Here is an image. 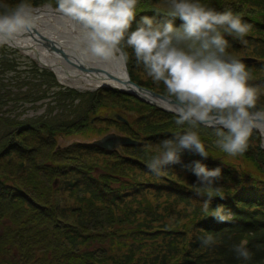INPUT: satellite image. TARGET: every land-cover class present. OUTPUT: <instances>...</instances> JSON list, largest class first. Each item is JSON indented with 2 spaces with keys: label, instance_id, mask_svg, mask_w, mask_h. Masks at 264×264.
<instances>
[{
  "label": "trees",
  "instance_id": "16d2710c",
  "mask_svg": "<svg viewBox=\"0 0 264 264\" xmlns=\"http://www.w3.org/2000/svg\"><path fill=\"white\" fill-rule=\"evenodd\" d=\"M19 2L20 0H4V3L0 4V13L6 11L3 5L9 7ZM45 2L57 6V0H30L32 6ZM199 2L217 11L234 10L235 7L234 11L237 13L239 8L241 12L238 15L242 21L251 25L247 38L257 41L264 50V0H199ZM163 3L165 7L162 6ZM168 4L169 0H139L136 20L130 31L136 29L144 16L162 24L168 18L166 16ZM180 23L179 19L175 21L177 27ZM122 44L120 48L123 53H127L126 64L131 79L166 94L164 84L154 82L147 75L144 65L136 60L133 50ZM181 47L187 50V44ZM9 54L23 56L18 50L0 44V264H98L97 252L106 245L115 244H118L117 259L121 264H139V253L131 254L134 245L131 244L130 248L125 246L120 240L124 235L121 233L117 239V233L110 229L116 222L112 214L119 208L117 195L125 189L130 190L131 199L145 201L143 204L133 201L137 203L131 210V220L137 225L135 231H146L147 225L144 223L147 221L156 222V228L165 229L176 217L185 215L189 207H192L195 218H199L206 229L219 230L227 224L218 223L213 218L218 206L232 212L229 223L236 228L248 224H264V149L260 147L259 135L255 131H252L245 153L234 157L228 156L215 143L214 127L201 124L195 128H190L188 124L177 125V115L143 103L118 89L80 93L63 88L50 70L39 67L32 59L24 68H19L15 57H9ZM255 57L257 58L255 62L244 63L246 69L252 70L255 67L264 70V53ZM131 58L133 62L130 61ZM140 72L146 75V79L140 77ZM248 83H264V78L249 79ZM86 95L92 99L91 105L81 104V98ZM31 96L35 97V102L41 100V105L58 103L63 99L73 101L76 98L78 103L55 116H35L32 113L21 120L4 117L7 110L4 107L10 102L16 104L18 99L30 101ZM122 103L132 110L147 111L135 121L138 130H134L132 124L126 121H123V125L119 124L124 134L139 140L140 143L113 151L87 143L89 149L80 147L78 151L106 153L111 156L113 162L122 161L139 168L140 172L129 179L128 188L114 187L106 179H101L106 185L98 187L87 182V189L81 193L61 192L62 185L58 186L59 182L56 181L59 177L54 175L57 167L45 165L41 160L55 146L57 133L71 132L81 124L84 125L81 122L86 121L89 113L95 112L100 106ZM258 108L259 105H256L253 111ZM139 130L144 134L138 136ZM188 130L199 134L209 156L204 158L194 152L184 151L180 163L169 165L159 174L150 171L148 161L158 153L163 141L174 139L178 134ZM232 158H240L246 164L241 165ZM197 160L209 169L217 167L221 169V178L216 182V186L224 198H213L207 211L203 209V201L206 199L204 193L207 190L197 184L196 177L191 172V166ZM95 162L83 164L82 172H86L83 168H92ZM17 163L20 166L29 165L26 169L30 176V188L26 191L16 182ZM109 164L113 169L116 168L113 163ZM176 170L181 173L174 174ZM34 173H38L39 176H35ZM143 174L154 176L150 180ZM145 184L162 185L165 188L163 202L155 208L150 201V194L142 192ZM154 188L158 190L157 187ZM148 212L151 218L145 216ZM197 213L199 217L196 216ZM138 214L144 216L139 218ZM20 215H24L21 224L15 228V233H10L12 229L6 223L5 217L16 218ZM263 239L264 232L258 237V244H262ZM190 243L194 245V251L178 259L181 263L176 260L173 264H241L237 263L240 259L238 257L233 260L221 250H208V247L214 245L206 246L203 250L202 241L194 238ZM145 245L153 252L163 248L166 253L161 259L147 254V251L140 264H167V255L182 248L172 244L163 245L158 249L151 243ZM253 246L252 242L248 244V247ZM35 248L53 251L52 260L37 261ZM121 248L129 250L122 251ZM256 251L263 258L252 255L247 261L248 264H264V249Z\"/></svg>",
  "mask_w": 264,
  "mask_h": 264
},
{
  "label": "clouds",
  "instance_id": "9594fccd",
  "mask_svg": "<svg viewBox=\"0 0 264 264\" xmlns=\"http://www.w3.org/2000/svg\"><path fill=\"white\" fill-rule=\"evenodd\" d=\"M139 0H57V10L76 21L83 29L86 44L83 54L110 59L121 44H126L144 65L154 82H162L166 94L173 99L177 125L213 126L216 145L228 156H238L248 149L253 128L264 122V111L256 109L259 93L249 85L250 73L244 63L227 53L228 41L222 33L243 39L251 25L231 10L217 11L199 0H169L162 24L147 16L135 30ZM0 13V38H14L33 27L30 0H20L14 8ZM181 21L177 27L175 21ZM187 44V50L181 45ZM125 62L127 53L123 54ZM184 151L201 157L209 156L196 131L188 130L174 139L163 141L158 153L148 161V168L159 174L169 165L180 163ZM191 172L196 182L207 191L203 209L207 211L213 198H224L216 182L219 167L209 169L194 161ZM218 223L230 222L231 213L223 206L215 209ZM204 246L215 244L209 235ZM247 241L234 246L238 258L248 261L252 254Z\"/></svg>",
  "mask_w": 264,
  "mask_h": 264
},
{
  "label": "rangeland",
  "instance_id": "374dc122",
  "mask_svg": "<svg viewBox=\"0 0 264 264\" xmlns=\"http://www.w3.org/2000/svg\"><path fill=\"white\" fill-rule=\"evenodd\" d=\"M2 3H4V0H0V4ZM162 6L165 7L164 3ZM12 7H15V5L9 6L8 9ZM237 9V13L234 11L236 10L235 7L234 10H228H231L235 15H238L241 10L239 8ZM154 23L158 24V22ZM222 34L228 41L227 53L235 59L242 60L264 53L261 45H259V43H257V41L252 38H247L246 36L243 39H238L234 37V35H229L227 33ZM19 53L23 56H19L18 54H9V57H15L17 67L19 68H24L28 63H30L31 59L36 60L31 55L25 54L22 51ZM130 61L133 62V58H131ZM248 71L250 73V79L259 80L264 78V70H259L254 67L252 70ZM140 77L146 79V75L143 72H140ZM58 82L60 84L62 83V85L64 84L69 86L67 83L61 82L60 80H58ZM249 85L256 88L259 93V98L257 100V105H259V108L257 110L264 111V83H249ZM77 89L92 90L85 92H95L98 90L95 89V87ZM31 98L32 99L30 101L18 99L16 104L13 101L10 102L6 107H4V109H7L4 113V117L21 120L29 117L32 113L35 116H55L63 112L65 109L78 103V98H76L73 101L63 99L58 103L53 102L50 105H41V100L35 102V97L31 96ZM81 104L91 105L92 99L86 95L85 97L81 98ZM146 112V109H139L138 111L132 110L131 108L124 105V103L120 105L100 106L95 112L89 113V118L86 121L81 122L84 123V125L81 124V126L71 132H58L55 138V146L53 149L49 150L46 157L42 158L41 160L45 163V165L49 164L57 167L54 175L59 177L56 178V181L59 182L58 186L62 185L60 191L63 193H81L83 190L87 189V182H91L98 187L100 185H106V182L102 181L101 179H106L114 187L128 188L129 179L140 172L139 168L132 165L129 166L122 161L113 162L111 156L106 153L101 154L98 152L95 154L93 152H81V150L78 151V149L80 147L82 149H89L87 143L96 141L107 133L124 134V132L121 131V127L119 126V124L123 125V121L118 118L119 116H121L124 121L131 123L134 130H138L135 121L139 120L142 113ZM143 134V131H138V136ZM260 144L262 145V139H260ZM104 156H106V158H104ZM232 159L241 165L246 164L245 162H242L240 158ZM89 161L96 162L93 164L92 168H83L86 169V172L83 173L81 166ZM109 163H113L116 168L113 169V166ZM27 166L29 165L25 164L24 166H20L18 163L16 166V171L18 173L16 182L20 184L24 191L30 188V176L26 169ZM170 170L171 169H168V171ZM180 173L181 171L179 170L174 172L176 175ZM34 175L37 177L39 176L38 173H34ZM143 175L148 177L150 180L154 176L149 174ZM51 182L52 179L49 180V183ZM145 187L142 189V192H147L150 194V201L154 205V208L159 203L163 202V193L165 188L162 185L151 186L150 184H145ZM154 187H157L158 190H156ZM156 194H158V196H156ZM130 195L131 192L128 189H125L117 195L119 198L117 206H119V208L117 209L116 213L112 214L116 222L110 226V229H113V231L117 233V239L121 233L124 235H120V240L125 246L130 248L131 244L134 245V248H132L134 250H132L131 254L133 253L134 255H137L135 252L144 251L146 249L148 251L147 254H151V256H156L157 258L159 257L162 259L163 254L166 253L165 249L162 248L160 251L153 252L144 243H151L157 249L163 245L168 246V244L182 247L180 250L172 251L169 255H167L166 263L173 264L174 261L182 259L194 251V245L190 243V240L192 241L194 238H196L200 241H203L204 238L211 235L215 240V244L213 247H208V250L210 251L221 250L225 252L229 258L236 260L237 255L234 251V246L238 245L241 241H247L246 246L250 253L254 256L263 258V256L257 253L256 250L264 249V239L262 244H258L257 242L258 237L264 232V224L255 223L236 228L227 222V224L219 230L206 229L200 223V219L195 218L192 207H189L185 211V215H182L179 218L176 217L167 225L165 229L156 228V222L147 221L144 223L147 225L146 231H135V227L137 225L134 220H131V210L132 207H135L137 203L133 201H136L140 204L145 203V201L140 202L138 200H133L131 199ZM137 216L141 218L144 215L138 214ZM145 216L147 218H151L149 212ZM23 218L24 215H20L16 218H10L8 216L5 217L6 223L12 229L10 233L16 232L15 228L21 224ZM251 242L254 243L252 248L248 247V244ZM205 248L206 246L202 247L203 250ZM121 250L128 251L129 249L121 248ZM35 254L37 261L40 260L46 262L48 260H52L54 253L53 251H44L42 249L35 248ZM147 254L138 255L145 257ZM96 258L98 260V264H121L119 259H117L118 244H115L114 246L106 245L104 249L97 252ZM116 259L117 261H115ZM176 262L181 263V260ZM237 263L248 264L249 262L239 259Z\"/></svg>",
  "mask_w": 264,
  "mask_h": 264
},
{
  "label": "bare ground",
  "instance_id": "6f19581e",
  "mask_svg": "<svg viewBox=\"0 0 264 264\" xmlns=\"http://www.w3.org/2000/svg\"><path fill=\"white\" fill-rule=\"evenodd\" d=\"M33 23H40L41 29L39 31L42 34L67 46L69 51L74 53L80 62L88 66L102 68L105 72L102 71L97 74L99 76L91 73H81L79 69L67 64L61 56L53 54L52 52L49 54L45 48L40 46L38 42L28 35L27 29L17 34L14 38H0V42L18 45L24 52L36 58L41 64L53 68L60 81L78 88L95 87L107 81L116 85L118 82L109 80L107 73L113 74L121 79L126 78L128 75L125 68L122 67L121 60L116 53L108 60L93 57L90 53L84 55L83 51L86 44L83 40L82 27L71 18L61 14L57 8L45 5L33 9ZM256 128L264 142V122H261V126Z\"/></svg>",
  "mask_w": 264,
  "mask_h": 264
},
{
  "label": "water",
  "instance_id": "95a60500",
  "mask_svg": "<svg viewBox=\"0 0 264 264\" xmlns=\"http://www.w3.org/2000/svg\"><path fill=\"white\" fill-rule=\"evenodd\" d=\"M39 28V26H38ZM41 29V28H40ZM28 35L34 39L38 44L46 49H48L49 52H52L53 54H59L62 59L67 63L72 65L73 67L79 68L81 70L85 71H92V72H100L103 71V69L97 68V67H91L88 65H85L84 63L80 62L76 55L68 54L67 51L69 49L67 46H64L59 43V41L42 34L39 29H37L36 25L31 28L27 29ZM16 48H21L18 45H13ZM124 63V62H123ZM47 66V65H45ZM125 67V64L123 65ZM105 72V71H104ZM107 73V72H106ZM107 76L109 79L114 80L121 84V89L126 91L127 93L137 97L138 99L145 101L147 103L154 104L155 106L159 107L162 110L170 111L173 113H176L174 111V105H173V99L169 96L157 93L155 91H152L150 89L144 88L142 86H139L138 84L132 82L128 76L126 78L121 79L113 74L107 73ZM258 131L257 128H253ZM100 145L103 147H112V146H118V145H125V144H134L135 141L131 140L128 137L117 135L114 133H109L105 136H103L101 139L97 141Z\"/></svg>",
  "mask_w": 264,
  "mask_h": 264
}]
</instances>
